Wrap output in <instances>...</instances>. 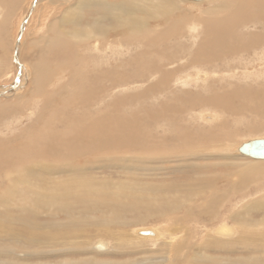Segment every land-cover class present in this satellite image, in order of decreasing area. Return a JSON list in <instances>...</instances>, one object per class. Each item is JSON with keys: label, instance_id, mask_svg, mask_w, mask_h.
Returning <instances> with one entry per match:
<instances>
[{"label": "bare ground", "instance_id": "1", "mask_svg": "<svg viewBox=\"0 0 264 264\" xmlns=\"http://www.w3.org/2000/svg\"><path fill=\"white\" fill-rule=\"evenodd\" d=\"M41 1L59 6L69 0H31L25 17L27 13L33 14ZM212 1L197 20L190 13L180 11L182 5L177 0L75 1L76 8L91 12L89 28H82L78 16L69 19L59 15L63 26L72 23L76 28L72 27L74 32L71 33L61 25L55 26L45 47L48 54L54 50L57 54L64 49L62 47L71 44L70 35L74 34L77 43L88 47L89 54L82 53L84 57H80L78 64L81 51L73 53L74 58L77 56L73 63L78 65L71 64L66 77L70 79H66L68 84L59 91H50L51 98L42 93L44 83L50 79L44 67L37 65L42 61L36 63L33 73L19 60L25 40L24 31L20 32L14 60L20 67L22 79L0 87V97L13 100L29 93L32 94L30 103L31 98L42 100L40 96H43L45 99L30 126L17 135L7 134L10 130L14 132L8 114H17L16 106L0 103V117H6L0 120V133H6L0 135V264H27L25 260L38 256L36 253H62L70 248L73 252H86L90 248L100 253L114 249L123 254L122 250L131 249L132 242L125 216L143 196L147 198V211L137 215L131 223L177 218L187 230L196 228L197 233L191 238L196 241L195 248L197 245L205 252L211 247L237 252L243 247L240 244H245L252 245L258 256H264V215L259 212L264 211L263 195L261 200H254L248 206L241 205L240 212L238 207L233 212L241 233L234 223L223 220L214 230L215 239L207 238L211 235L206 224L210 218L205 216L214 214L218 208L228 210L226 202L237 196L241 199L254 196L245 190L264 184L260 182L264 178V163H243L244 160L239 161L240 157L233 154L235 139L244 128L264 131V0ZM216 2L220 4L215 5ZM192 38L196 39L190 42ZM182 45H187L188 50L193 47L192 51L179 52ZM55 66L59 69V65ZM189 67L196 69V74L185 72ZM199 67L207 70L199 71ZM31 72L36 84L32 93L24 89ZM176 79L186 87L194 83L198 89L188 86L189 91L182 94L181 86L172 85ZM204 89L206 92H202ZM55 96L60 97L61 103L50 104L58 98ZM39 100L33 102L36 108ZM19 102L17 108L21 105ZM143 106H147L149 113ZM76 107L88 108L89 112L94 109L95 115L89 117L79 111V115L74 116ZM197 107L214 111L207 113L200 108L201 113H195ZM31 110L28 116L33 114ZM118 112L122 117L135 115L124 119ZM238 112L252 119L244 126L230 125V128L228 116H237ZM205 115H211V120H205ZM195 118L200 119L202 125L196 124ZM231 131L236 133L234 139L230 138ZM164 161L174 164L172 168L178 170L180 176L184 174L185 181L181 185L139 180L147 176L145 171L164 168ZM106 166L116 173L128 174L126 179L115 180L111 174L98 180L97 174L91 172ZM210 168L213 171H209ZM185 169L196 175L187 178ZM170 190L174 191L173 195ZM198 199H211L210 205L206 203L196 209ZM152 207L155 212L150 211ZM252 210H256L258 217L250 216L252 222H249V216L241 213ZM89 211L110 213L107 218L85 220L88 225H96L98 234L113 238L115 246L100 238L92 247L88 244L90 238L83 242L89 231L78 224L82 213ZM177 212H181L179 216ZM43 214L49 222L41 220ZM63 217L66 218L62 221ZM70 217L79 221L68 227ZM151 228L156 230L158 238L161 229ZM235 233L238 236L231 238ZM175 236L171 239L175 240ZM173 244L169 254L173 253L174 257L154 256L152 263L194 264L198 258L206 260V264L221 261L204 252L199 254L201 251L193 255L189 240ZM32 246L34 253L29 250ZM184 247H188L186 252L181 251ZM85 261L76 260L73 264Z\"/></svg>", "mask_w": 264, "mask_h": 264}, {"label": "rangeland", "instance_id": "2", "mask_svg": "<svg viewBox=\"0 0 264 264\" xmlns=\"http://www.w3.org/2000/svg\"><path fill=\"white\" fill-rule=\"evenodd\" d=\"M30 1L31 0H27V1L26 0H11V1L3 0V2H2V0H1V3H3V4L0 5V87L8 86L10 84H14V83H16V81L18 79H22V73L20 72V67L18 66V63L14 60V55H15L16 39L18 38L19 34H21L20 32L24 31L23 32L24 33L23 40L24 39L25 40H24L22 48L20 49L19 60L22 64H25L28 68L30 67L29 69L33 73L35 72L34 69L37 67V65H41L42 67H44L43 69L45 71H47V73L50 74V75L48 74L50 76V77L48 76V79L49 78L50 79L44 83L45 88L43 86L44 91L42 93H44L45 96L47 95L46 96L47 98H49V97L51 98L50 94L52 92L59 91L61 89V87L66 86L68 84V83L66 84V82H67L66 79H68V78H66V77H68V75H67L68 74V68L72 65L73 66L78 65L81 61L80 57H84L83 54H86V55L89 54V51H88V47L86 45H83L82 43H77L76 42L77 39H76L75 35L72 34V35H70V38L72 36L71 44L62 47V49L63 48L64 49L61 50L57 54H55V50L53 51V53L49 52V54H48L45 46L47 43V39L50 38V36H51V35L49 36V34H52L53 28L55 26H58V25H59L58 27H60V25H61V28L63 27L62 29L66 28L65 30L70 31L71 33L74 32L73 28L75 29L76 25L74 27L73 24L71 23V24H69L70 26L69 25L63 26V24L60 23V19L63 18L65 15L69 19H71V18L74 19V18H77V16H78L80 19V22L82 23L81 24L82 28H86V27L89 28V26H87V25H89L91 23V16H90L91 12L87 11V10L82 12V10H80L79 8H76L74 6V3L77 0L65 1L63 4H61L59 6L51 4V3L48 4V2L46 3V1H41L37 5L38 9L36 11H34L33 14L27 13V17H25L24 13H26L27 7L29 6L28 3H30ZM211 1L212 0H205L202 2H194V1L185 0L186 3H184V2L181 3L179 0H177V2H180L179 4L182 5L181 6L182 8L179 6V10L183 11V12L190 13L191 16H193L196 20L199 17L203 16L205 14V12L210 8V5L213 2V1L212 2ZM12 2H14V4H12ZM9 4H12V6ZM217 4H220V3L216 2L215 5H217ZM8 6H10V7H8ZM13 6H14V8H13ZM8 8H12V9H8ZM74 9H75V12H74ZM61 11H63V14L61 13ZM200 13H201V15H199ZM78 14H80L81 16ZM59 15L61 18L59 17ZM178 17L179 16H177V18ZM78 21H76V22H78ZM190 21H191V19H190ZM53 24H54V26H53ZM23 25H25L24 29H22ZM51 26H52V28H51ZM19 27H20V29H19ZM48 32H51V33H48ZM73 35H74V37H73ZM195 39L196 38H192V40L190 42H193ZM190 42H188V44ZM75 43H77V44H75ZM187 45L180 46L178 51L182 52V53H187V52L190 53L192 51L193 47L191 48V50H188ZM72 47H73V49H72ZM80 51H81V54H79L78 57L75 55L77 58L80 59V60H78L76 57L74 58V54H78V53H80ZM63 52H65V54ZM45 56L46 57L48 56V58H44ZM90 58H92L91 55L89 56V59ZM74 59H77L78 64L73 63L74 61L76 62V60H74ZM175 59H177V58H175ZM39 61H42V62H39ZM45 61L48 63H46ZM60 61H61V63H60ZM38 62H39V64L36 65V63H38ZM55 65H59V69H58V66H55ZM91 65H92V63H91ZM93 65H94V63H93ZM60 67L62 69H64L63 71H65L64 74H66V75L63 74V71L60 70ZM211 67L212 66H209V68H211ZM199 68H200L199 71H202V72L207 70V68H204V67H202V68L199 67ZM202 69H204V70H202ZM32 72H31L30 76L32 75ZM185 72H187V73L190 72L191 74H196V69L194 70L192 67H189V68H186ZM30 76L27 78V84H26L27 86L25 85L24 89L26 88L27 91L32 93L33 90L35 89L34 85H36V84H35V81H33L35 78H33V80H32V76L31 77ZM51 76H53V77H51ZM179 76L181 77L182 74H180ZM51 78H53V79L51 80ZM68 80H70V79H68ZM252 83L255 84L254 81H252ZM172 85H174V86L177 85L176 87L181 86L182 94L185 91H189L187 89L188 86H189V88H192L193 90L198 89L197 85L194 83H192L191 85H188L187 87L183 86V83L177 79L175 82L172 83ZM53 90H55V91H53ZM50 91H52V92H50ZM202 92H206L205 89L202 90ZM30 97H32V94H29V93L27 94V96H23V98L20 97V98H22L21 100H20V98H17V99L15 98V99L11 100V98H5L4 96L0 97L1 98V100H0L1 104H11L12 107L16 106L15 112H17V114L15 112H14L15 114L13 116H9L11 113L8 114V117L10 118V119L9 118L8 119L10 122H12L11 125H12L14 132H10V131H12V130H10V131H8L7 134H11V135H17V134H21V133L23 134V131H25L27 129L26 127L27 126L29 127L31 122H33L34 118H36L35 115L38 114V112L40 111V108L43 106L42 102L44 104L45 97L40 96V98L42 100H39V99L33 100L34 98H31L33 102H36L37 100H39L38 101L39 106H37V108L33 105L35 103L29 102ZM55 97H58V96H55ZM55 99H56L55 102H52L50 104L54 103V105H55L57 103H61L60 97L55 98ZM18 101H21V102H19L21 105H19L20 107L17 108ZM27 101L29 103H27ZM23 102H26V104H24ZM50 104H49V107L51 108ZM32 105H33V107H31ZM143 107L148 111L147 106H143ZM200 108L202 110L206 109L205 112H207V113L214 111L209 107H206L205 109L202 107H197L195 109V110H197V111H195V113H199V112L201 113L202 110ZM213 108L218 109L215 107H213ZM30 110L33 111V114L28 116ZM79 111L82 112L84 115H88L89 117L95 115L94 109H91V112H89L90 110L88 108L86 109V108H81V107H79V108L76 107L73 115L78 116ZM106 112H108V111H106ZM148 113H149V111H148ZM118 114L121 118H124V119H131L135 115L134 114L133 116L122 117L121 112H118ZM236 115L237 116H234L235 118L228 116L230 119V123H228V126H230V125L231 126L232 125L233 126H235V125L244 126L245 122L248 119H250V120L252 119V117L250 115L244 116V115H241L240 112L236 113ZM4 117H2V118L0 117V120H2ZM14 117H17V119H19V121L15 120ZM149 117H150V115H149ZM244 118H246V119H244ZM255 119H256V117L253 118V120H255ZM259 119H262V118H259ZM194 120H196V122H197L196 124L202 125L201 124L202 121H200V119L198 120L197 118H195ZM205 120H211V118L205 119ZM13 121H15V122H13ZM231 126H230V128H231ZM21 128H23V129H21ZM241 128L243 129L244 127H241ZM235 134L236 133L234 131H231L230 138L234 139ZM0 135L4 136V135H6V133L3 132V133H0ZM255 138H264V131L261 132V130H260V131L256 132V131H252L250 129L245 130V128H244L243 132L241 134H238V137L235 139V144L233 147V150H234L233 154L240 157V158H238L239 161L242 162L244 160L243 163H247L250 161L254 162V163H256V162L257 163L258 162L264 163V159H253L250 157L247 158L248 156L243 155L238 151V148L242 144H244L245 142H247L251 139H255ZM245 161H247V162H245ZM173 165L174 164H172L170 161H164V166H165L164 168H161V169L155 168L152 170L145 171L147 176H141L139 178V180L149 182V183L158 184V185H161L165 182L169 183V184H180L181 185L185 181L184 180V174L182 173L183 176H180V173L178 172V170L172 168ZM151 166H154V165H151ZM185 171L187 172L186 175H188L187 178H193V176L196 175V173H188V169H185ZM209 171H213V170L210 168ZM91 172L94 174H97L98 180H101V179L105 178V176L111 175V174H112L111 176L115 180H125L126 179L125 176L128 175V174L116 173L113 168H109L107 166L104 168L97 167L95 169H92ZM141 172H143V171H141ZM198 173H201V172L198 171ZM263 181H264V178L260 182H263ZM173 189L174 188H171V190H173ZM257 189H259L261 191H257ZM171 190H170V194L173 195L174 191L172 192ZM263 190H264V184L262 186L261 185L251 186V187L247 188V190H245V191H246V193L248 192V194H250V193L255 194L254 196L251 195L249 198H246V199H241V197L238 198L239 196H237V197H235L236 199L233 198L232 201L229 200V202H226V205L228 204L227 205L228 210H226L225 207L218 208L214 211V214L209 215V216H205V217L210 218V220H208L206 224L210 227L209 231H211L210 232L211 235H209L207 238L211 239V240L215 239L214 230L216 229V226L218 227L221 222H224L223 220H227V221L229 220V221H231L230 223H232V224L234 223L237 226L239 233H241L240 226H238L239 222L235 218L233 212H236L235 210L237 207H238L237 209H239L238 212H240V210L242 209L241 208L242 206H248L254 200H261L264 196ZM248 194H246V195H248ZM146 195L152 197L153 194L152 193H146ZM261 195H263V196H261ZM146 199L147 198H144V196L142 199H138L135 206L131 210L127 211L128 216L126 215L125 217L127 218L126 221H128L129 224H128L126 229H128V233L131 236L133 243L132 242L130 243L131 249L128 248V250L127 249L122 250L123 254H119V252L117 250H114V249H112L111 251H109V249H108L107 250L108 253L107 252L106 253H100L94 249L89 248V249H87V251H86L87 253H86V252H73L72 248H70V249H67L66 251H64L62 253H59V252L47 253L45 251H44V253H41V252L39 254L36 253V255H38V256H34V257L30 258V260H25V263H27V264L42 263L43 264V263L47 262V264H48V262H49V264H70V263L73 264L74 261L76 262V260H86L84 263L82 262L81 264H87V263L88 264H95V263L96 264L97 263L153 264L151 261V258H153L154 256H162L164 254L167 258V255L169 253H171V251H170L171 247L173 245H175L173 243L179 244V242L184 243V241L189 240V241H191L190 246L192 248H194V249L191 248L192 251H194L193 255H196L198 252L201 251V253H199V254H202L204 252V253L208 254L209 256L218 257L221 260L220 262H216L214 264H264V256H262V257L258 256L254 252L252 245L247 247L245 244L244 245L240 244V246H243V247H240V249L236 250L237 252H231L234 250H228V249H224V248H219L217 250L215 247L208 248L207 251L205 252L204 250L202 251V250L198 249L197 245L195 248V245L193 243H195L196 241L191 240V238H193L194 235L197 233L196 228L189 227V229L187 230L186 228L183 227L184 223L181 224V221H179V219L175 218L174 215L171 216L172 219L175 218V220H173V221H167V220H165V218L164 219L154 218V219H149L146 223H140L139 221L136 223L135 222L131 223L133 221V219L136 218L137 215L146 213L147 208H148V204L145 201ZM210 202H211V199H209V200H205V199L199 200L198 199V202H195L196 203L195 207H196V209L200 208V205L202 207L206 203L209 206ZM235 203H237V205L233 206ZM216 207H219V204L216 205ZM206 208H204V210ZM231 208H232V210H230ZM150 211L155 212V209H153V207H152V209ZM255 212H256V210H252L249 213H246V214L241 213V214H242V216L243 215L249 216L247 219L249 222H252V220H250V218L257 214ZM259 212H261V214L264 215V211L262 212V210H260ZM180 213L177 212L176 215L179 216ZM108 214L110 215V213H107V214L105 213V215H103L101 212H98V211H89L88 213H84V214L82 213V217H80L81 218L80 221L78 220L79 218L70 217L71 220H69V221L67 220L70 223L68 225V227H70L72 223H74L73 225H76L77 224L76 222L79 221L80 223L78 224V226L81 228L84 227L83 229H87V231H89V235L87 236V239H84L83 242L87 241L88 238H90L89 243H88L90 245V247H92L93 243H95L97 240H99V238L101 240L102 239L109 240L110 243L113 242V244H114L113 238L108 237V235L98 234V231H97L98 228L95 227L96 225H91V224L88 225V224H86V220H85V219H92V217H95V218L105 217V218H107L108 216H106V215H108ZM255 217H258V216L256 215ZM41 218H42L41 220H43L45 222H49L48 219L46 220L47 217H44V214L41 215ZM64 218H66V217L61 218V220L63 221ZM185 223H187V222H185ZM189 225L191 226L192 224H189ZM144 226L145 227H155L158 229V231H159V229H161L159 231V237H158L159 239L157 237H155V238L148 237V236L144 237V236H141V235L139 236L138 234H136V229L144 227ZM85 227H87V228H85ZM100 227H102V226H100ZM165 228H170V230L169 229L165 230ZM119 229H121V228H119ZM161 232H162V234H161ZM201 233H202V230H201ZM172 235H177V236H175V240L171 239ZM237 236L238 235L235 233V235L231 238H235ZM139 237H143V239H140ZM217 237L222 238L219 236H217ZM199 239H197V242L200 241ZM165 240H167V241H165ZM221 240H223V239H221ZM144 241H146V243ZM143 244H145V245H143ZM0 245H2V243H0ZM114 246H115V244H114ZM34 248L35 247L32 246V247H30L29 250H32L31 252L34 253L35 252V251H33V250H35ZM185 248H188V247H184L181 251L186 252L187 249H185ZM170 255H172V256H170ZM169 257L170 258L174 257L173 253L169 254ZM253 257H257L259 259L255 260ZM65 260L68 263H66ZM168 260H169V258L167 259V261ZM173 260H174V258H173ZM202 260H203V258H201L200 260L198 258L197 260L194 261V264H206V262H205L206 260H203V261ZM171 261H172V259L169 262H171Z\"/></svg>", "mask_w": 264, "mask_h": 264}, {"label": "water", "instance_id": "3", "mask_svg": "<svg viewBox=\"0 0 264 264\" xmlns=\"http://www.w3.org/2000/svg\"><path fill=\"white\" fill-rule=\"evenodd\" d=\"M194 2H202L205 0H189ZM205 118L210 119L211 115H205ZM238 151L241 154L251 156L254 158H264V138L251 139L242 144ZM136 234L149 237H157L158 233L151 227H141L136 230ZM99 264H117V263H99Z\"/></svg>", "mask_w": 264, "mask_h": 264}]
</instances>
